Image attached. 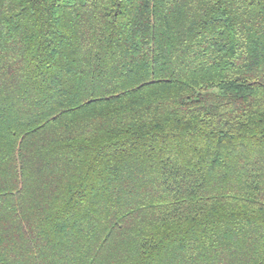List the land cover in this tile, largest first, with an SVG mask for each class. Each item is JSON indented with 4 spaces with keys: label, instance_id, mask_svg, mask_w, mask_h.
I'll list each match as a JSON object with an SVG mask.
<instances>
[{
    "label": "trees",
    "instance_id": "obj_1",
    "mask_svg": "<svg viewBox=\"0 0 264 264\" xmlns=\"http://www.w3.org/2000/svg\"><path fill=\"white\" fill-rule=\"evenodd\" d=\"M0 264H264V0H0Z\"/></svg>",
    "mask_w": 264,
    "mask_h": 264
}]
</instances>
